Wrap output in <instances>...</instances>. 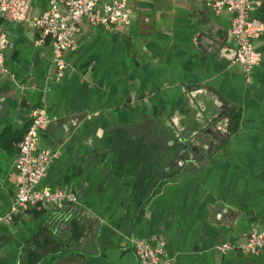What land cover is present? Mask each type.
Instances as JSON below:
<instances>
[{"label":"crops","instance_id":"0c3cea01","mask_svg":"<svg viewBox=\"0 0 264 264\" xmlns=\"http://www.w3.org/2000/svg\"><path fill=\"white\" fill-rule=\"evenodd\" d=\"M254 2L251 15L264 26V0ZM46 5L32 0L30 14ZM128 7L125 25L85 21L62 54L63 76L46 88L50 38L37 44L35 28L0 18L9 39L8 72L0 74V215L14 201L17 142L38 106L51 118L38 148L57 153L39 185L73 191L86 207L38 203L1 221L0 264H139L137 237L165 242L162 264H264V247L258 255L216 249L264 229V29L252 40L262 58L246 82L230 13H214L205 0ZM206 27L224 43L203 35ZM219 97L224 106L206 110H232L229 137L212 152L176 140L175 124H206L195 101Z\"/></svg>","mask_w":264,"mask_h":264},{"label":"built area","instance_id":"2783aa9c","mask_svg":"<svg viewBox=\"0 0 264 264\" xmlns=\"http://www.w3.org/2000/svg\"><path fill=\"white\" fill-rule=\"evenodd\" d=\"M46 8L36 16L30 14L32 0H0V18L13 22H26L39 33L37 44L49 37L53 59L45 77L46 88L52 80H59L64 73L63 52L75 46V36L84 22L110 27L112 24H128L130 20L129 0H46ZM214 13H230L228 35L235 45L234 61L242 67L243 79L248 82L252 69L261 62V52L253 45V38L263 29L262 22L251 13L256 5L254 0H205ZM9 39L0 28V74L7 73L4 66V50ZM51 122L44 106L31 110L30 121L22 137L17 142V157L14 161L18 184L10 212L0 215L1 221H11L13 215L38 203L62 207L73 204L86 211L85 205L73 191L40 186L47 165L57 155L56 152L38 148L41 130ZM132 249L139 264H162L166 255L165 242H152L147 237L131 239ZM264 247V229H252L242 241L222 242L216 246L220 252L238 250L247 255H258Z\"/></svg>","mask_w":264,"mask_h":264},{"label":"water","instance_id":"95a60500","mask_svg":"<svg viewBox=\"0 0 264 264\" xmlns=\"http://www.w3.org/2000/svg\"><path fill=\"white\" fill-rule=\"evenodd\" d=\"M210 29L206 27V29L202 30V34L203 35H210L213 39L217 40V46L218 44L221 45L224 43L225 39H223V37L221 38H215L214 36H212L210 33ZM227 47L226 45H222V47ZM230 47V46H228ZM231 48V47H230ZM225 103V101L223 100L222 97L219 98H214L212 99V102H210L209 100L205 101L204 103H198L197 101H195V105L200 109L198 112V118L196 119H202L203 117L206 120V124H204L202 127H200L199 129H195L193 131H191V136L192 139H183L184 141H187V146H189L190 144H192L193 142L196 144L194 146H196V148H198L199 146L203 147L204 149H206L208 152H212V149L217 145V143L219 141H225L231 132V126L233 124L232 121V110L229 109L227 112L223 113H219V114H213L210 116H208L209 111H211L213 109V107H220V106H224L222 105V102ZM227 103V102H226ZM230 106V105H228ZM231 107V106H230ZM209 111H207V110ZM221 119H223V121H227V123L224 125V127H217L216 123L221 122ZM216 122V123H215ZM208 125V126H207Z\"/></svg>","mask_w":264,"mask_h":264},{"label":"flooded vegetation","instance_id":"af4514ba","mask_svg":"<svg viewBox=\"0 0 264 264\" xmlns=\"http://www.w3.org/2000/svg\"><path fill=\"white\" fill-rule=\"evenodd\" d=\"M175 126L176 127L172 128V133L173 132L175 133V134H173V136H175L176 140L179 141V139L182 140V139H187V137H189V134L191 133L190 129L184 128L181 125H176L175 124ZM191 138H192V136H191ZM187 140H189V139H187ZM180 148H181V150L182 149L185 150V146H183V145H180ZM181 153H183V152L180 151L179 154H181Z\"/></svg>","mask_w":264,"mask_h":264},{"label":"trees","instance_id":"16d2710c","mask_svg":"<svg viewBox=\"0 0 264 264\" xmlns=\"http://www.w3.org/2000/svg\"><path fill=\"white\" fill-rule=\"evenodd\" d=\"M236 117V116H235ZM234 117L235 121H236V118ZM233 119V121H234ZM81 234V228L78 227V225L73 223L71 224V229H70V233H69V239L71 240H78L79 239V236ZM28 258H29V255H28Z\"/></svg>","mask_w":264,"mask_h":264}]
</instances>
